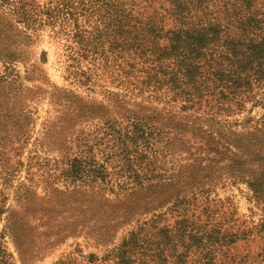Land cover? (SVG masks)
<instances>
[{"label":"trees","instance_id":"16d2710c","mask_svg":"<svg viewBox=\"0 0 264 264\" xmlns=\"http://www.w3.org/2000/svg\"><path fill=\"white\" fill-rule=\"evenodd\" d=\"M67 2L0 6L16 31L0 57L27 66L0 81V133L28 147L25 178L0 188V264L15 262L9 242L30 262L79 239L115 264H240L245 232L206 203L246 183L264 209V0ZM47 28L118 90L92 68L79 87L47 78L33 55Z\"/></svg>","mask_w":264,"mask_h":264},{"label":"rangeland","instance_id":"374dc122","mask_svg":"<svg viewBox=\"0 0 264 264\" xmlns=\"http://www.w3.org/2000/svg\"><path fill=\"white\" fill-rule=\"evenodd\" d=\"M11 1L13 0H0V6L3 9H11ZM35 5L38 10H45L48 12L56 11L62 3H68V0H27ZM5 11V10H4ZM56 13V12H54ZM53 13V14H54ZM8 17V16H7ZM0 35L2 40L14 37L16 31L12 29L10 25L6 23V20H1ZM69 22L73 25L75 22L69 19ZM78 26L80 29H87L90 31L94 26V22L85 23V20L80 17L78 21ZM73 27V26H72ZM56 30L59 31L60 27L56 24ZM71 27L68 28V31ZM60 38L55 39L52 32L47 28L46 30L34 33L33 43L36 45L34 51V58L36 59V64L39 63V58L44 57V64L42 65L45 70V75L53 83L58 86L64 85H74L79 87L80 82L77 74H79L82 69L89 70L92 68V73L97 74V78L100 83L105 86V88L111 90H118L116 87L117 80L116 75H114L113 70L109 67L105 69L103 67L101 60H96L95 65L98 67L94 70V62L89 59H83L76 55L69 57L66 50V45L68 42L62 38L68 39V33H59ZM72 36V35H70ZM44 54V55H43ZM27 69L26 64L22 63H10V61L4 60L0 57V81L4 79L10 80V73L16 74L17 71L21 73L25 72ZM251 107V103L248 104V108ZM46 106H41V114L45 116ZM264 109L258 107L253 110L254 115L258 117L263 113ZM39 128V125H38ZM6 143V145L3 144ZM12 143L5 139L4 134L0 133V172H3V178L0 180V188L5 187L6 182L16 183L19 179H24L26 176L25 166H19V161L26 163V150L28 147L23 149L21 155L15 153L12 148ZM14 145L17 149L22 150L21 144ZM211 206V210L217 214H224L225 221L231 220V223L235 222L236 230L240 232H245L243 240H238L232 245L236 254L238 253L240 258V264H264V209L263 205H259L257 201L253 198V191L248 187L246 183L224 184L222 187H218L215 192H213L206 203V206ZM173 223L170 219L168 222ZM2 226H0L1 228ZM9 250L12 251L15 259L14 264H115L116 262L106 258L108 253L104 251L105 248L91 247L86 243L84 239H79L77 241H71L66 245L57 247L55 250L48 251L43 255L34 258L32 261L28 262L25 258L19 259V255L14 253V246L11 242L8 243ZM97 256L92 261H89L88 257ZM237 256V255H236Z\"/></svg>","mask_w":264,"mask_h":264}]
</instances>
